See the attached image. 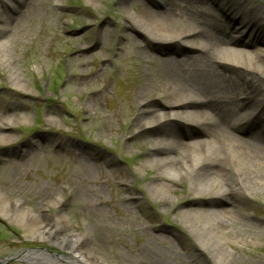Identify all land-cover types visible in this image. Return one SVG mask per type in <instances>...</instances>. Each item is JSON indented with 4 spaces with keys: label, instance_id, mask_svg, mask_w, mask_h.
<instances>
[{
    "label": "rangeland",
    "instance_id": "rangeland-1",
    "mask_svg": "<svg viewBox=\"0 0 264 264\" xmlns=\"http://www.w3.org/2000/svg\"><path fill=\"white\" fill-rule=\"evenodd\" d=\"M242 1L246 9L262 8L264 15V0ZM0 2L2 13L3 2L15 5ZM142 3L24 0V10L10 12L9 17L20 16L26 24L19 29L9 22L2 37L11 41L9 62H0V127L9 120L15 124L5 130L9 142H0V196L8 205V214H0V260L16 259L25 251L62 254L52 244L24 236L11 219L18 207L40 219L59 212L62 234L88 231L91 236L82 240L81 249L100 264H218L197 250L201 245L186 224L191 214L183 217L185 211L202 208L189 197L186 183L174 181L167 193L158 195L151 192L158 168L139 171L154 137L134 130L138 107L130 106L129 92H138L143 83L157 91L163 87L147 77L159 76L150 65L151 53L120 40L127 33V18L137 16ZM97 34L104 37V47L96 43ZM162 51L171 54L173 47ZM83 58L82 67L72 62ZM76 70L91 73L90 80L77 84L71 78ZM94 73L101 74V82L92 78ZM101 88L99 101L87 105L90 92ZM73 156H88L99 179H88L85 161ZM157 157L154 164L160 162ZM249 208L239 214H254L264 225V197L257 194ZM226 232L230 244L223 243L220 250L233 257L232 264H264V238L249 243L246 236ZM16 260L6 264H70Z\"/></svg>",
    "mask_w": 264,
    "mask_h": 264
},
{
    "label": "bare ground",
    "instance_id": "bare-ground-1",
    "mask_svg": "<svg viewBox=\"0 0 264 264\" xmlns=\"http://www.w3.org/2000/svg\"><path fill=\"white\" fill-rule=\"evenodd\" d=\"M14 1L17 13L24 10L22 0ZM127 1L118 0V4L122 6ZM207 2L211 0H144L138 15L127 18V33L120 40L142 52L147 49L163 53L162 47H173L174 56L157 55L151 63L159 76H147L149 80H160L163 87L157 91L143 83L138 92H129L130 106L138 107L132 121L134 130L140 136L150 133L154 137L149 140L150 155L139 171L158 168L156 179L151 182L154 190H150L158 195L167 193L174 181L186 183L189 197H195L194 201L202 207L200 212L182 213L183 217L191 214L192 221L186 224L201 245L197 250L211 255L218 264H232L233 257L220 250L223 243L230 244L228 229L246 236L249 243L264 238V225L254 214H239L240 209L251 211L249 203L257 200V194L264 197V48L257 54L252 51L264 47V15L260 7L243 13L247 23L239 29L229 21L223 23L206 7ZM235 5L237 13L245 6L240 1ZM11 21L19 29L26 24L20 16L12 19L0 11L2 63L9 62L6 48L8 44L10 47L11 37L3 41L2 37ZM245 30L253 36L243 41ZM95 40L105 46L102 35L97 34ZM163 43L165 46L161 47ZM223 47L229 51H221ZM85 60L72 62L82 67ZM90 74L76 70L71 78L82 84L90 80ZM101 77L98 73L92 76L97 82H101ZM22 89L28 91L25 84ZM102 95V88L93 89L87 105L97 103ZM14 124V120H9L1 125V143L9 142L4 129ZM156 157L160 162L154 164ZM87 158L79 156L77 160L85 161L82 167L89 171L87 178L96 181L94 165ZM7 208L0 196V214H8ZM12 215L28 240L46 242L62 251L58 256L25 251L16 258L100 264L81 249L82 240L91 236L88 231L62 234L64 223L59 212L44 214L40 219L16 207Z\"/></svg>",
    "mask_w": 264,
    "mask_h": 264
},
{
    "label": "water",
    "instance_id": "water-1",
    "mask_svg": "<svg viewBox=\"0 0 264 264\" xmlns=\"http://www.w3.org/2000/svg\"><path fill=\"white\" fill-rule=\"evenodd\" d=\"M16 259H18V258H16ZM16 259H13V258H9V259H1V260H0V264H6V263H8V262H10V261H15Z\"/></svg>",
    "mask_w": 264,
    "mask_h": 264
}]
</instances>
